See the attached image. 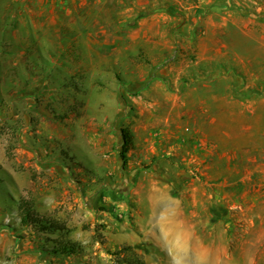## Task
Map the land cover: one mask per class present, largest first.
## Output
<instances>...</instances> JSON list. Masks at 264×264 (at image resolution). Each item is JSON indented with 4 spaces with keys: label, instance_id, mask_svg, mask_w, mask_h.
I'll return each mask as SVG.
<instances>
[{
    "label": "rangeland",
    "instance_id": "rangeland-1",
    "mask_svg": "<svg viewBox=\"0 0 264 264\" xmlns=\"http://www.w3.org/2000/svg\"><path fill=\"white\" fill-rule=\"evenodd\" d=\"M216 1L0 0V264H264V0Z\"/></svg>",
    "mask_w": 264,
    "mask_h": 264
},
{
    "label": "trees",
    "instance_id": "trees-1",
    "mask_svg": "<svg viewBox=\"0 0 264 264\" xmlns=\"http://www.w3.org/2000/svg\"><path fill=\"white\" fill-rule=\"evenodd\" d=\"M259 95V93H258ZM122 140H123V152L121 157L125 162L126 153L131 145V135L128 131H122ZM18 212L21 219V223L30 227L34 233L42 237L44 244H51L52 248L47 250L55 256L70 258L75 257L83 252V247L81 243L74 241L70 236L73 230L68 227L66 222L60 219L48 218L42 216L36 210V204L33 199L21 198L18 202ZM126 250H131V247L128 246ZM122 250L113 253L121 254ZM120 264H145L143 261H135L133 259H120Z\"/></svg>",
    "mask_w": 264,
    "mask_h": 264
},
{
    "label": "crops",
    "instance_id": "crops-1",
    "mask_svg": "<svg viewBox=\"0 0 264 264\" xmlns=\"http://www.w3.org/2000/svg\"><path fill=\"white\" fill-rule=\"evenodd\" d=\"M222 0H217L216 3L217 4H220ZM212 124V122L210 123V125ZM216 124V123H215ZM228 133H225V131L223 130V127H215L213 128V126H211L209 128V131H208V137L209 139H211L212 141L216 142L217 141V138L216 136H219V140L221 143V145L223 144L222 142L224 141L223 138H224V135H226ZM229 136V134L227 135ZM215 137H216V140H215ZM193 146L195 143H191ZM228 147H218V146H213L210 145L209 147H206V150L210 153V155L208 156H211V154L213 152H217V153H221V152H225L226 149ZM171 149V150H170ZM169 150L167 151H172V155H176L177 156V159L178 161L180 160L181 163L184 162V164L186 166H193V164L195 163V160H196V153L200 150L199 147H171ZM41 254V253H39ZM43 256L45 254H42Z\"/></svg>",
    "mask_w": 264,
    "mask_h": 264
}]
</instances>
